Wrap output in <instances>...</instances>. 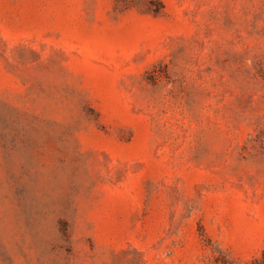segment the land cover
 I'll use <instances>...</instances> for the list:
<instances>
[{
  "label": "rangeland",
  "instance_id": "1",
  "mask_svg": "<svg viewBox=\"0 0 264 264\" xmlns=\"http://www.w3.org/2000/svg\"><path fill=\"white\" fill-rule=\"evenodd\" d=\"M263 249L264 0H0V264Z\"/></svg>",
  "mask_w": 264,
  "mask_h": 264
},
{
  "label": "trees",
  "instance_id": "2",
  "mask_svg": "<svg viewBox=\"0 0 264 264\" xmlns=\"http://www.w3.org/2000/svg\"><path fill=\"white\" fill-rule=\"evenodd\" d=\"M245 264H264V249L262 250L259 256L253 257Z\"/></svg>",
  "mask_w": 264,
  "mask_h": 264
}]
</instances>
